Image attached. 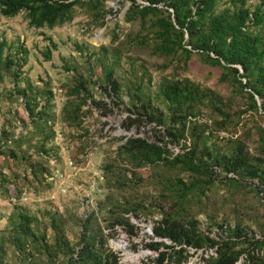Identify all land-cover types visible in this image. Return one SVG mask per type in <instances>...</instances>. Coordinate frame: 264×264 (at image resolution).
Wrapping results in <instances>:
<instances>
[{"label":"rangeland","instance_id":"374dc122","mask_svg":"<svg viewBox=\"0 0 264 264\" xmlns=\"http://www.w3.org/2000/svg\"><path fill=\"white\" fill-rule=\"evenodd\" d=\"M130 4L82 0L70 20L53 27L30 25L26 10L0 14V264H77L85 237L109 264H153L152 241L167 250L165 264H206L200 258L214 248L187 247V258H178L173 242L154 235L164 217L216 239L229 233L246 250L235 264H264V243L256 244L264 242V185L257 178L237 179L215 166L212 183L186 190L193 174L182 164L139 166L119 154L129 138L165 141L168 122L149 118L169 116L159 86L188 78L211 99L189 117L194 134L166 145L170 157L205 143L219 154L240 149L250 163L264 159V113L248 107L232 77L220 80L222 69L195 51L186 62L157 53L154 15L128 19ZM257 4L264 13V0L245 2ZM231 7L220 0L216 13ZM250 30L264 33L260 26ZM20 214L27 215L26 232ZM237 226L247 246L233 236ZM117 240L125 250L114 247ZM139 252L137 261L128 257Z\"/></svg>","mask_w":264,"mask_h":264},{"label":"trees","instance_id":"16d2710c","mask_svg":"<svg viewBox=\"0 0 264 264\" xmlns=\"http://www.w3.org/2000/svg\"><path fill=\"white\" fill-rule=\"evenodd\" d=\"M82 0H0V14L15 16L26 10L29 24L34 27H53L71 19L74 6ZM94 0H88L93 2ZM105 1V0H98ZM147 4L131 0L127 9L128 19L139 17L140 21L149 15H154L151 24L155 27L158 43L155 51L165 55L179 54L186 62L195 51L202 59L222 71L220 80L230 77L245 92L252 110L264 113V33H253L250 28L260 26L264 28V13L260 4L253 9L245 6L246 0H229L231 8H224L216 13V6L220 0H145ZM2 44L0 43V55ZM109 83L118 92L115 79ZM160 94L166 101L169 116L163 117L161 113L149 114L151 120L159 125H168L164 128L161 140L149 142L145 138H129L124 144L118 146V152L127 161L141 166L144 163L182 164L193 174L192 181L186 190H192L201 184L212 183V173L215 166L221 167L224 172L235 177L247 176L257 178L264 185V159H257L250 163L248 156L240 149L230 153L209 151L202 146L172 156L166 145L179 144L182 139L196 131V123L189 120L196 118L197 110L206 99H211V92L200 87L188 78L168 80L160 84ZM261 99L258 105L257 99ZM28 114L32 113L30 105L25 101ZM198 137L197 140H200ZM198 144V143H197ZM205 146V147H204ZM202 148L205 154L202 155ZM185 149V148H184ZM197 150V151H196ZM210 168V170H209ZM235 177L228 178L236 181ZM103 178V176H102ZM27 215H19L21 230H28ZM23 227H27L23 229ZM156 237L167 238L174 245L171 248L178 258H187V247L198 251L202 248H214V253L207 257L201 256L206 264H235L246 251L245 247L237 245L229 233L218 239L203 234L188 223H182L172 217H164L154 227ZM233 236L238 237L247 246L248 237L240 227H235ZM62 238L58 235L57 239ZM237 239V238H236ZM82 249L77 254V264H109L108 258L95 253L89 245V239L83 238ZM64 242V239H63ZM264 242L256 240V244ZM65 245H68L65 241ZM162 244L151 242L149 248L157 251L153 264H165L167 250H159ZM164 245V244H163ZM177 247V248H176ZM164 248H169L165 245ZM69 249V248H68ZM252 257V256H251ZM182 260H178L180 264Z\"/></svg>","mask_w":264,"mask_h":264},{"label":"bare ground","instance_id":"6f19581e","mask_svg":"<svg viewBox=\"0 0 264 264\" xmlns=\"http://www.w3.org/2000/svg\"><path fill=\"white\" fill-rule=\"evenodd\" d=\"M113 244H114V247L125 250L124 243L121 240L114 241ZM139 253L140 254H137V253L136 254L129 253L128 257L132 261H137L138 259H140V255L142 257V253L141 252H139Z\"/></svg>","mask_w":264,"mask_h":264},{"label":"water","instance_id":"95a60500","mask_svg":"<svg viewBox=\"0 0 264 264\" xmlns=\"http://www.w3.org/2000/svg\"><path fill=\"white\" fill-rule=\"evenodd\" d=\"M257 102H258V105L260 104V99L259 98H257Z\"/></svg>","mask_w":264,"mask_h":264},{"label":"built area","instance_id":"2783aa9c","mask_svg":"<svg viewBox=\"0 0 264 264\" xmlns=\"http://www.w3.org/2000/svg\"><path fill=\"white\" fill-rule=\"evenodd\" d=\"M101 189H99V191H100Z\"/></svg>","mask_w":264,"mask_h":264}]
</instances>
